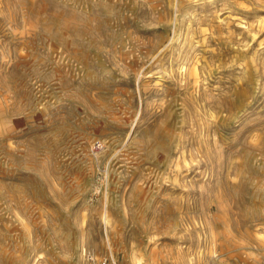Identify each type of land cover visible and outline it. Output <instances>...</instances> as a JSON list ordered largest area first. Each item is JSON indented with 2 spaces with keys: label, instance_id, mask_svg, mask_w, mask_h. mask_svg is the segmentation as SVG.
Instances as JSON below:
<instances>
[{
  "label": "rangeland",
  "instance_id": "1",
  "mask_svg": "<svg viewBox=\"0 0 264 264\" xmlns=\"http://www.w3.org/2000/svg\"><path fill=\"white\" fill-rule=\"evenodd\" d=\"M91 256L264 264V0H0V264Z\"/></svg>",
  "mask_w": 264,
  "mask_h": 264
},
{
  "label": "bare ground",
  "instance_id": "2",
  "mask_svg": "<svg viewBox=\"0 0 264 264\" xmlns=\"http://www.w3.org/2000/svg\"><path fill=\"white\" fill-rule=\"evenodd\" d=\"M98 141H101V140H98ZM99 143V142H98ZM102 216H103V219H104V221L107 223H109V213H108V210H107V208H104V211H103V214H102ZM102 219V220H103ZM79 258H85V256H86V246H85V241H84V239H83V237L80 239V245H79ZM109 254H110V252H109ZM96 264V258L95 257H93V256H91V264Z\"/></svg>",
  "mask_w": 264,
  "mask_h": 264
}]
</instances>
